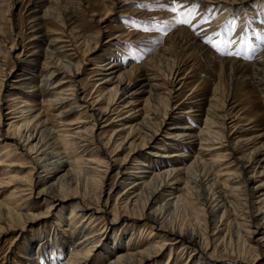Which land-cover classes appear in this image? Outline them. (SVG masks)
Masks as SVG:
<instances>
[{"label": "bare ground", "instance_id": "1", "mask_svg": "<svg viewBox=\"0 0 264 264\" xmlns=\"http://www.w3.org/2000/svg\"><path fill=\"white\" fill-rule=\"evenodd\" d=\"M117 1L96 3L105 13L98 19L97 12L92 13L95 18L89 22L97 23V31H93L78 18L90 14L84 0H46L43 10L41 0H28V5L35 3L37 10L24 20L25 43L7 47L11 53L16 46L22 49L15 63L23 71V79L18 86L12 85L19 91L7 100L2 92L10 86L11 73L0 80V141L11 140L28 162L14 159L7 147L0 154V240L16 232L26 249L23 261L7 256L3 264H94L97 253L104 254L105 264H157L168 246L167 237L181 244L180 252L189 248V259L184 264H262L258 255L253 263L248 262L254 256L250 245H245L236 259L230 260L229 256L239 254V250L230 251L233 241L242 237V231L249 233L244 222L238 220L253 214L243 197L246 185L240 174L250 168L255 173L262 169L264 174V50H259L253 60L243 61L219 55L204 45L205 36L218 31L234 11L238 10L241 19L248 22L245 11L249 8L244 5L250 0H205L200 14L208 8L217 13L215 18L208 15L209 23L197 27L196 32L175 25L168 45L143 63L132 62L124 72L119 66L125 59L113 60L116 52L124 54L126 42L137 45L144 38L154 39L155 34L122 23L113 25L106 42L107 60L94 64L97 76L106 75L96 79L94 91L88 95L76 80L81 65L74 60L81 47L90 54L103 44L108 30L103 31L101 24L113 13ZM197 2L188 0L189 4ZM258 2L264 5V0ZM15 4L16 0H0V38L4 41L6 16L14 17ZM4 5L8 8L1 12ZM131 11L132 18L139 20L157 15L141 7ZM10 23L20 38L16 22ZM2 54L0 49V61ZM207 63L215 67L216 82L211 86L199 77V67ZM125 75L129 77L126 85L122 82ZM189 83L190 93H186ZM204 88L208 99L198 92ZM180 92L183 101L174 106L173 100ZM43 96L45 100L38 105L36 101ZM127 98L131 101L126 102ZM234 99L240 105L248 104L243 107V116L229 108ZM59 105L62 108L56 118L60 127L68 130L65 134L50 127L46 118L47 111ZM6 108L8 112L3 113ZM82 109L93 118L92 128L83 129L87 124L84 113L70 122V117ZM194 117L202 122L197 132L193 131ZM100 122L104 123L102 129ZM110 122L117 124L112 135L105 137L104 133L97 139L95 134L105 131ZM240 122L241 131L230 134L229 130ZM69 141L82 153L75 160L67 152ZM154 142L177 152L158 144L151 146ZM6 145L10 146L8 142ZM111 146L113 152L109 153ZM124 152L127 155L122 156ZM238 153L239 158L228 162L229 155ZM216 164L224 168L217 172L213 169ZM229 167L236 170L230 171ZM114 174L119 185L106 197V183ZM183 179L193 190L192 201L207 214L205 218H192L191 200L176 196ZM257 190L258 202L264 203V182ZM232 201L243 212L241 215L231 214ZM67 202L72 216L83 218L81 224L72 226L67 237L54 220L36 235H26L29 223L43 219L37 217L36 207L46 204V214H50ZM171 213L189 216L192 223L171 224L167 219ZM138 230L143 237L158 239L142 245L134 237ZM258 231L249 234L254 237ZM71 241H75L72 249ZM211 244L219 259L209 254ZM178 261L172 247L166 264Z\"/></svg>", "mask_w": 264, "mask_h": 264}, {"label": "rangeland", "instance_id": "2", "mask_svg": "<svg viewBox=\"0 0 264 264\" xmlns=\"http://www.w3.org/2000/svg\"><path fill=\"white\" fill-rule=\"evenodd\" d=\"M7 1L11 2V0H7ZM98 1L99 0H84L86 6L88 7L87 11L90 14L85 13V14L79 15V17H78L80 20L85 21V23L88 25V28L90 30H93V31H97V23L95 21H93L92 23L89 22L92 20V18H95V17H93L92 13L97 12V14H98V16H96L97 19L101 18L105 13V10L103 8H101L100 6H95ZM197 1H198L197 3L202 6L205 0H197ZM117 2H118V4L116 5L113 13L111 15H109V17H107L105 20H103V22L101 24V28L103 31H105V29L108 30V32H106L107 35H105V38H103V41H102L103 44L99 45L90 54H85L83 52L85 49L81 47V50H80L81 53L78 55V58H75V60H74L75 63H80V65H81V72H80V75H78L76 80L81 84V86L84 87V89L88 95H90V93L92 91H94V85H95L94 82L96 81V79H101V78H103L104 75H106V73H104L103 76H100V77H99V75L97 76V73H95L94 64H98V63L100 64L101 62L107 60V56H105L106 55L105 53L109 49V46H108L109 44H106V42L110 38V34L113 32V28H112L113 25H116L118 23H122V24H125L128 28L138 29L142 33H146V34L149 33L150 35L155 34V36L153 37L154 39L149 40V38H147L148 40H146L144 38V40L141 41L140 44H137V45H132L130 42H126L127 43L126 45H128V48L122 50V51H124V54L116 52V55L113 57V60L125 59L124 60L125 62L123 61L124 64L122 66H119L122 68L121 70L123 72L127 71V69L129 67H131V65L133 63H137V62H138L137 64L143 63L148 57L156 54V52H158V50H160V48L165 47V45H168L170 42L169 36L172 33V31L175 29V24H173V25H170L169 28L167 29V34H165V32H163V31H161V32H145V31H143L142 28H137L134 25H131L129 23L130 20L137 19V17L132 18V13H131L132 11L131 10H135L136 8H139L138 5H140V4L153 3L154 0H149V1L148 0H118ZM166 2H167V0H161V3H166ZM45 4H47L46 0H41L40 6H42V8H41L42 10L46 6ZM244 6H245V8L246 7L249 8V10L245 11L248 18H249L248 22H250L248 24V27L250 29H255L257 31H260L261 27H263V25H264V24H260V20L264 19V7H263L264 5H261L258 2V0H250ZM7 8L8 7L6 5H4L3 9H1V12H3V11L5 12L7 10ZM33 10H37L35 3H31L28 5V0H16L15 9L13 11L14 17H11L9 15L6 16L7 22L4 25V32H5L6 41H4L0 38V49L3 51L2 58H1L2 61H0V80H3V81L6 80L8 78L7 76L11 73V77L9 78L10 81L8 83L10 86H8L7 91H5V89H4V92H2L4 94L3 97L6 98V100L10 98L11 94L19 91V90H17V88H12V85L14 84V86H18L19 81H22L21 79H23V75H22L23 71H20L19 66L15 63V57L19 56L22 49L19 48V46H16V50H14V52L11 53L8 48L13 46V44H16V43L19 44L20 41H22L23 44L25 43V36L26 35L23 33L24 20L28 16L29 13L33 12ZM147 10L149 12H154L155 14H157V15H155L156 16L155 18L153 17L156 21L170 20L172 15H173V14L169 13L166 9H161L159 7H153L151 9H147ZM199 11H200V9H198V12ZM211 12L212 11L209 10L208 8H204L201 15L205 18H207L208 15H211V17L215 18V16H217V13H215V12L211 13ZM236 13H239V11L236 10L231 15L236 14ZM160 16H162V17H160ZM10 20H14L16 22L17 32H20V38L17 36V34L15 35L14 32L12 31V27H11L12 24L10 23ZM176 26L189 28V30L192 29L186 25H176ZM222 26L219 27V30H221ZM205 40H206V36L204 39V45L207 46L211 51L217 53L211 47V45L205 43ZM253 42H255V41L253 40ZM26 44H27V42H26ZM130 48L141 49L142 50V57L137 59V58H134L133 56L129 55ZM68 49H71V48H68ZM236 58L242 59L240 57H236ZM243 61H246V60L243 59ZM209 64L210 63H207L205 65L206 67L205 66L199 67V69L201 68L199 70V74H200L199 77L201 76L200 78L202 80L208 82V86H211V85L215 84V82H216V76H215L216 73L214 70L215 67L212 64H210V65ZM124 68H126V69H124ZM213 73H215V74H213ZM140 75H142V73ZM126 76L127 75H125L123 80H122V82L125 85L128 84V82H129V77L128 76L126 77ZM58 80H59V77L54 78L52 83L54 84ZM189 81L191 82L192 79H190ZM69 84H71V83H68L66 85H69ZM111 85H113V84H111ZM189 89H190V83H189V87L187 89H185L184 92L190 93ZM248 89L249 90L252 89L251 84H248ZM198 92L200 94H202L203 96H205V98H207V99L209 98V93L207 92V89L204 88L202 90H199ZM43 100H45L44 96L39 98V101H36V103L38 105H40ZM237 100L238 99H234L232 102H230L229 108L233 109V111L236 114H238L239 116H241V115L243 116L244 115L243 107H245V106L247 107L248 104L243 103L242 105H240V103ZM130 101H131V98H127L126 102H130ZM179 101L180 102L183 101V93H181V92L176 94V98H174V100H173L174 106H175V104H180ZM254 103H255V101H254ZM44 105H47V104H44ZM255 106L258 107L259 105L255 104ZM61 108H62V106L59 105V106H56V108L53 107V109L48 110L46 113V118H48L50 127L58 130L60 132V134H65L64 132H67L68 130H63V128L60 127V125L57 121V118H56V115L59 113V110ZM6 112H8L7 108L4 109L3 113H6ZM80 113H82V114L84 113V115L82 117H84V120L87 122L86 125L83 124L84 125L83 129L85 130L87 128H92V126L94 124V120L92 117H90L89 114H85V113H87L86 109L78 110L76 112V114H73L70 117V122L76 121L78 116L80 115ZM198 118H200V117H194V119H193L194 122L191 120L192 126L195 128V129H193L194 132H197L202 127V122ZM182 123H184V121H182ZM103 124H104L103 122H100L99 128H101L103 126ZM241 125H243V123L240 122L237 127L231 128L229 130V133L230 134H236V133L238 134L241 131L239 128V126H241ZM75 127H76V125L71 126L72 129ZM116 127H117V124L114 125V124H112V122H110L109 126L107 128H105V131H99L98 134H95V135L97 136V139L102 138V134H104V133H105V137L111 136L113 131L116 129ZM70 131L73 132L74 130H70ZM70 134H74V133H70ZM7 142H8V144H10V146L6 145ZM158 142L157 143L154 142V143H151L152 145L151 144H149V145L155 147L158 144L159 145V146L157 145L158 147H163V148L166 147L165 149H167V146H165L163 144H162L163 145L162 146ZM143 143H144L143 141H140V144L143 145ZM6 147L8 148V150L11 151L14 159L17 157L18 159H20V161L28 162L24 156L19 154V150L17 149V147L14 144H12L11 140H9L7 138H5L4 141H0V154L4 151V148H6ZM113 148H114V146H111V148H109L108 152L112 153ZM148 148L146 147V149H144V151H147ZM167 150H170L172 152H177V150H175V149H173V150L167 149ZM67 152L70 154V158L72 160H75L82 155V153H79V150L76 149V146L74 145V143H72V141H69L67 144ZM167 154H169V153H167ZM222 154H225L224 151L222 152ZM125 155H127V152H124L122 154V156H125ZM193 155L194 154L192 153V156ZM229 156H230V158L228 159V162H233V160L239 158L241 155L238 153L234 156H231V155H229ZM183 159L184 158H179V160H183ZM216 166H217V164L214 166L213 169L216 170L217 172L224 168V166H222L220 168H218V166L217 167ZM103 169H105V168H103ZM229 169H230V171H232L234 169L236 170V168H234V167H232V168L229 167ZM237 172H238V170H237ZM258 172L259 173H255V170L250 168V169H247L245 171H242V173L240 174L242 182H244L246 185L245 186V190H246L245 196L246 197L245 196H243V197H244V199H246L245 201H247L248 204L250 205V207L252 208L253 214H252V216L248 215L246 220H238V222H244L245 230H247L249 233L255 231L257 228H259V231L256 235H254V237L251 234L246 233L245 231H242L241 232L242 237L239 240L235 239L233 241L232 246L230 247V251H232L231 249H233L234 251L239 250V254L234 253L233 256H229L230 260L236 259L237 256H239L241 253H243V248L245 249V247H244L245 245H247V246L250 245V246H252V250H253L252 255H254V256L249 257L247 259L248 262L253 263L256 259V256L258 255L259 256L258 262L264 264V203L262 202V200H260V202H258L260 199V194L258 193V190H257L258 185L262 184L264 182V174L261 173V172H263L262 169H260ZM222 173H224V172H222ZM185 182L186 181L184 179L180 181V183L178 185L179 191L176 193V196H178L180 194V196L188 198L189 200H191V202L193 203L191 205L192 209L190 212L193 216L192 218H194V219L205 218L207 216V214L203 213L199 210L200 205L197 204L196 201H194V200L192 201L191 193L193 190H191L190 186L186 185ZM118 185H119V181L116 180L115 174L111 175L109 177L107 183H106L104 195L106 197H108L109 193L111 191L113 192L114 190H116ZM125 188L126 187H124V189ZM4 196H7V194ZM230 201H231V199H230ZM69 204L70 203L67 202L66 204H62V205L57 206L56 208H54L51 211L50 214H46L47 213V208H46L47 205L46 204L36 207L35 213L38 215L37 217L41 216V219L42 218L43 219L39 222L35 221V222H31L29 224L26 223L29 225L26 228V232H28L26 235H28V236L36 235V233H38L41 229H43V226L46 227L47 225H50L51 221L54 220V222H57L59 225H61V232L64 236L67 237V235L70 234V230L72 229V226L81 224V221L83 219L82 217H73L72 216L71 210L69 208V206H70ZM112 205H113V203H112ZM236 205L234 204L233 201L231 202V209H230L231 214L237 213V215H241V213H243V212L241 210H238ZM259 210H261L262 212H260L259 216L256 217ZM220 216H221V213H219L218 217H220ZM253 217H256V218H253ZM167 219H168V221L170 220L169 222L171 224L175 223L177 226H179V225L184 226L185 224L188 225V224L192 223V221H190L191 218L189 216L186 217L183 214H178V215L176 214L175 215V214L171 213V214L167 215ZM239 219H241V218H239ZM224 220H226V219H224ZM179 222H181V223H179ZM187 222H188V224H187ZM211 230H213V228ZM212 233H214V232H212ZM134 237L136 238V240H138L140 242L142 241V245L154 243L158 239V238H156V236H152V239H149L147 236L143 237V236H141V232L139 230H138V233H136V235H134ZM15 238H17L16 241H15ZM167 239H168L167 240L168 246L164 250L162 255H160L158 257V259H157L158 262L156 261V263L157 264H166V261L169 257L170 249L172 247L174 248V254L176 255V258L179 260L178 264L186 263L187 260L189 259V255H190L189 248L186 249V251L180 252L179 248H180L181 244H177L176 241H174L171 237H167ZM13 242H14V244H12ZM74 243H75V241L70 242V249H72V247L74 246ZM212 246L215 247V245L211 244V246L209 247L210 250H208L209 254L212 253V255L213 254L215 255V256H213L214 258L219 259L218 258L219 254L216 255L213 252L214 249ZM9 247H11V248H9ZM25 251H26V249H25V246L23 244V238L21 236H19L18 233L11 232L8 235H5L4 238L0 240V264H3V262H4L3 258H5L7 256H12V258H15L17 261H20V262L23 261V259L26 258ZM96 253H97V251H95V254ZM214 258H211V259H214ZM105 261H106V259H105L104 254H98L97 253V255L93 258L94 264H105Z\"/></svg>", "mask_w": 264, "mask_h": 264}, {"label": "snow or ice", "instance_id": "3", "mask_svg": "<svg viewBox=\"0 0 264 264\" xmlns=\"http://www.w3.org/2000/svg\"><path fill=\"white\" fill-rule=\"evenodd\" d=\"M138 6L145 9L159 7L173 14L170 20L156 21L151 18L149 20L132 19L129 21L131 25L142 28L145 32L163 31L167 34V29L173 24L189 26L196 32L197 27H203L205 23H209L207 18L198 12L201 5L198 3L189 4L188 0H167L166 3H161V0H154L153 3ZM241 15L240 13L233 14L226 20L221 30L206 35L205 43L211 45L219 55L253 60L258 50H264V30L250 29L248 27L250 22L243 21ZM260 24H264V19L260 20ZM129 55L139 59L142 57V50L130 48Z\"/></svg>", "mask_w": 264, "mask_h": 264}]
</instances>
